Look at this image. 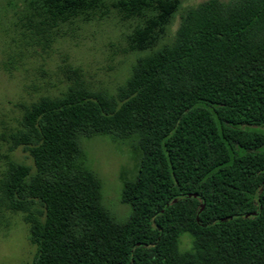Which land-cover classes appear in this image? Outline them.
Wrapping results in <instances>:
<instances>
[{"label": "trees", "instance_id": "16d2710c", "mask_svg": "<svg viewBox=\"0 0 264 264\" xmlns=\"http://www.w3.org/2000/svg\"><path fill=\"white\" fill-rule=\"evenodd\" d=\"M181 1L23 0L19 19L47 45L60 27L114 11L136 22L125 51L147 53ZM65 69V91L20 104L0 132V213L22 215L30 264H264V0L189 10L174 46L138 59L115 95ZM96 135L138 154L125 221L83 164L81 138ZM18 148L32 165L10 157Z\"/></svg>", "mask_w": 264, "mask_h": 264}, {"label": "rangeland", "instance_id": "374dc122", "mask_svg": "<svg viewBox=\"0 0 264 264\" xmlns=\"http://www.w3.org/2000/svg\"><path fill=\"white\" fill-rule=\"evenodd\" d=\"M208 0H182L181 6L166 29L163 40L147 53H127L126 36L135 21L122 22L114 11L88 23L75 22L60 27L53 42L43 43L29 35L19 17L23 0H0V132L15 126L20 118V104L38 97L56 96L74 79L65 66L78 68L83 83L93 92L115 95L129 78L140 58L170 49L176 33L189 10ZM228 5L235 0H217ZM52 39V38H51ZM84 166L101 182L102 204L115 221H125L130 207L120 200L123 181L135 176L138 154L130 140H114L107 135L81 138ZM7 146L0 144V153ZM18 162L32 165L21 148L9 153ZM4 162L0 160V172ZM189 240L182 238L181 248ZM36 247L28 239V226L20 213H0V264H30Z\"/></svg>", "mask_w": 264, "mask_h": 264}]
</instances>
